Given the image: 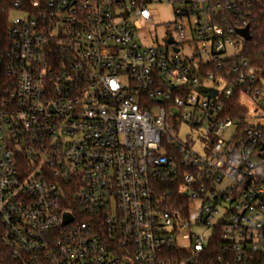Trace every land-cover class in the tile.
I'll return each mask as SVG.
<instances>
[{
    "label": "built area",
    "instance_id": "2783aa9c",
    "mask_svg": "<svg viewBox=\"0 0 264 264\" xmlns=\"http://www.w3.org/2000/svg\"><path fill=\"white\" fill-rule=\"evenodd\" d=\"M1 12L0 264H264V0Z\"/></svg>",
    "mask_w": 264,
    "mask_h": 264
},
{
    "label": "trees",
    "instance_id": "16d2710c",
    "mask_svg": "<svg viewBox=\"0 0 264 264\" xmlns=\"http://www.w3.org/2000/svg\"><path fill=\"white\" fill-rule=\"evenodd\" d=\"M5 1V4L2 2ZM12 0H1L0 4L1 6L4 5L5 7H8L10 2ZM2 15V12H1ZM5 15V16H3ZM2 17H0V40H4L6 38V29H7V18L6 14H3ZM247 51H245V57L250 58L252 60V63L255 65H263L264 64V13L260 16V20L258 23V27L255 31L254 40L252 43L246 45ZM243 110L240 109L238 105V101H233L232 106V113L228 114L234 119L241 118ZM218 256V253L214 251L211 255V259H216ZM2 264H12L10 259L8 257L6 258L4 255L1 258Z\"/></svg>",
    "mask_w": 264,
    "mask_h": 264
},
{
    "label": "rangeland",
    "instance_id": "374dc122",
    "mask_svg": "<svg viewBox=\"0 0 264 264\" xmlns=\"http://www.w3.org/2000/svg\"><path fill=\"white\" fill-rule=\"evenodd\" d=\"M151 12L154 16L153 24L157 26V31H156L157 36L159 37L160 40H162L167 33V26L175 21L174 8L171 4L168 3L158 4L151 6ZM12 16L13 18H16L18 16H21V14L17 11H13ZM148 29L150 30L151 26H149ZM145 42L147 45H151L152 40L150 41L147 40ZM185 131L188 130L186 128H183V132Z\"/></svg>",
    "mask_w": 264,
    "mask_h": 264
},
{
    "label": "water",
    "instance_id": "95a60500",
    "mask_svg": "<svg viewBox=\"0 0 264 264\" xmlns=\"http://www.w3.org/2000/svg\"><path fill=\"white\" fill-rule=\"evenodd\" d=\"M239 34H241L247 41L251 40V37L248 33V29H244V30H240L238 31ZM199 92L202 93H206L207 95L211 96V97H215L217 95V92H210V90L205 89L203 87L198 88ZM71 221V218L69 217V215L66 216V222Z\"/></svg>",
    "mask_w": 264,
    "mask_h": 264
}]
</instances>
